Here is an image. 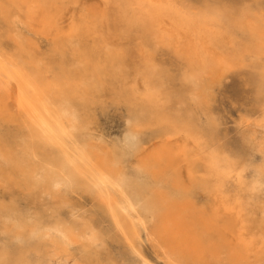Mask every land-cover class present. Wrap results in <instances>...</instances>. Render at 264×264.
Listing matches in <instances>:
<instances>
[{
    "label": "bare ground",
    "instance_id": "bare-ground-1",
    "mask_svg": "<svg viewBox=\"0 0 264 264\" xmlns=\"http://www.w3.org/2000/svg\"><path fill=\"white\" fill-rule=\"evenodd\" d=\"M98 2L0 0V264H264V0Z\"/></svg>",
    "mask_w": 264,
    "mask_h": 264
},
{
    "label": "rangeland",
    "instance_id": "rangeland-1",
    "mask_svg": "<svg viewBox=\"0 0 264 264\" xmlns=\"http://www.w3.org/2000/svg\"><path fill=\"white\" fill-rule=\"evenodd\" d=\"M98 1L99 0H81V3H79L80 5L78 6L95 7L100 3ZM190 1L198 3L201 0ZM165 57L166 54L161 56V58ZM244 69L246 68L233 70L229 73L223 83L216 87L215 95L211 104L213 111L219 117V126L223 133L224 141L230 142L231 140L230 143L239 139L241 132L244 129H248L246 128V122H244L246 121L245 119L247 116L251 115L249 118L253 119L260 114L258 105L256 102H253L255 100L252 95L253 92H250V90H252L251 84L249 85L248 82L245 81L248 71H245ZM246 98L252 99L253 101L246 100ZM98 120L102 133L104 132L103 134L108 139H115L117 136H120L122 132L121 130H123L124 127V120L121 110L117 107L110 106L104 114H99ZM249 129H251V127H249ZM254 157L258 162L261 160L258 152L254 153ZM261 197L264 198V195H261Z\"/></svg>",
    "mask_w": 264,
    "mask_h": 264
}]
</instances>
